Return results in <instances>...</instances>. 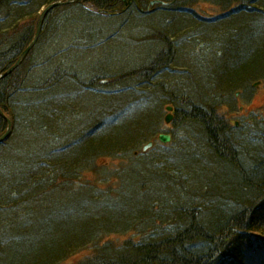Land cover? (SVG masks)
Instances as JSON below:
<instances>
[{
    "label": "trees",
    "instance_id": "obj_1",
    "mask_svg": "<svg viewBox=\"0 0 264 264\" xmlns=\"http://www.w3.org/2000/svg\"><path fill=\"white\" fill-rule=\"evenodd\" d=\"M59 1L0 0V76ZM257 82L264 0L49 12L0 80V264H264V104L223 114Z\"/></svg>",
    "mask_w": 264,
    "mask_h": 264
},
{
    "label": "rangeland",
    "instance_id": "obj_2",
    "mask_svg": "<svg viewBox=\"0 0 264 264\" xmlns=\"http://www.w3.org/2000/svg\"><path fill=\"white\" fill-rule=\"evenodd\" d=\"M87 7L91 8L92 10H96L91 5H87ZM198 11H199L200 19L205 20V21L211 20V19L219 16V11L211 5H209V6L201 5V8H199ZM197 44L200 46L197 45L195 47V49L202 47L201 42H199ZM179 61H181V60H179ZM188 66H195V64L191 61ZM164 80L166 82H169V83L171 82L170 77H167ZM255 89L257 91V94L254 95V100L249 105H247L245 102H243L241 100H238L236 103V106L233 108V110H229V108H226L227 110H223V114L228 116L229 121H231L233 125L238 124V126H239L240 120L242 119V117L246 116L248 113H250L249 110L253 111L254 109H257L264 104V85H261V83H257ZM239 97H240V95H239ZM239 97L237 99H239ZM167 116H170L172 118V117H174V113L173 112H167L166 107H165L164 117L166 118ZM164 125L166 128L170 127V125L165 124V120H164ZM90 178L92 179V177H90ZM133 236H135V232H133V231L128 232V233L123 234V235L122 234L121 235H111L105 240V242L106 241H113L114 243L116 242L115 244H120L123 241H125L127 238L133 237ZM88 253L90 254L91 251Z\"/></svg>",
    "mask_w": 264,
    "mask_h": 264
},
{
    "label": "water",
    "instance_id": "obj_3",
    "mask_svg": "<svg viewBox=\"0 0 264 264\" xmlns=\"http://www.w3.org/2000/svg\"><path fill=\"white\" fill-rule=\"evenodd\" d=\"M81 0H66V1H59V2H55L50 4L49 6H47L45 8V10L42 12L41 16H40V20H39V25L36 31V34L34 36L33 41L31 42V44L28 46V48L22 53V55L20 56V58L18 59V61L16 62V64L10 68L7 72H5L4 74H2L0 76V80L6 78L7 76L11 75L22 63L23 61L26 59V57L29 55V53L31 52V50L36 46L41 32H42V28H43V24H44V20L45 17L48 15L49 12H51L52 10H54L55 8L61 7V6H67L70 4H75L77 2H79ZM125 2V0H123ZM157 3H161V2H153L151 5L154 6ZM169 111L172 110V108H168ZM0 117H2L3 119H5L8 123V129L6 131V133L0 138V145L3 144L4 142H6L11 134H12V128H13V124L11 122V120H9L5 114L3 113V111L0 108ZM170 118H167V122L169 121ZM171 137L170 136H166V135H161L160 136V141L163 143H168L170 142ZM152 146V144L150 143L148 146L145 147V150H147L148 148H150Z\"/></svg>",
    "mask_w": 264,
    "mask_h": 264
}]
</instances>
